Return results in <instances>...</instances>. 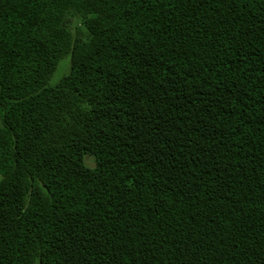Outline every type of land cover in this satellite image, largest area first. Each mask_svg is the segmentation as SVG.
Returning a JSON list of instances; mask_svg holds the SVG:
<instances>
[{
    "label": "trees",
    "instance_id": "1",
    "mask_svg": "<svg viewBox=\"0 0 264 264\" xmlns=\"http://www.w3.org/2000/svg\"><path fill=\"white\" fill-rule=\"evenodd\" d=\"M0 264H264V0H0Z\"/></svg>",
    "mask_w": 264,
    "mask_h": 264
},
{
    "label": "rangeland",
    "instance_id": "2",
    "mask_svg": "<svg viewBox=\"0 0 264 264\" xmlns=\"http://www.w3.org/2000/svg\"><path fill=\"white\" fill-rule=\"evenodd\" d=\"M70 67H71V55L68 54L60 60L54 74L52 75V78L50 79V84L55 85L59 83V81L69 73ZM86 162L90 166L94 165V160L89 155L86 156Z\"/></svg>",
    "mask_w": 264,
    "mask_h": 264
}]
</instances>
